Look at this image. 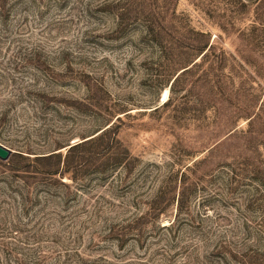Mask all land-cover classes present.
Here are the masks:
<instances>
[{
  "label": "rangeland",
  "instance_id": "obj_1",
  "mask_svg": "<svg viewBox=\"0 0 264 264\" xmlns=\"http://www.w3.org/2000/svg\"><path fill=\"white\" fill-rule=\"evenodd\" d=\"M0 143V264H264V0H0Z\"/></svg>",
  "mask_w": 264,
  "mask_h": 264
},
{
  "label": "trees",
  "instance_id": "obj_2",
  "mask_svg": "<svg viewBox=\"0 0 264 264\" xmlns=\"http://www.w3.org/2000/svg\"><path fill=\"white\" fill-rule=\"evenodd\" d=\"M207 52V51H206ZM205 52V53H206ZM204 53V54H205ZM203 54V55H204ZM202 55V56H203ZM201 56V57H202ZM195 65V62L190 66V67H188L187 69H184L182 72H184V71H186V70H188V69H190L192 66H194ZM178 76H179V74L174 78V80H173V82H172V85L171 86H173V84L175 83V81L177 80V78H178ZM158 107H156L155 108V110L157 109ZM116 120H119V116H117L116 117ZM114 123V122H113ZM112 123V124H113ZM111 124V125H112ZM111 125H109L108 127H106V128H104V129H102L99 133H97L96 135H94L93 137H91V138H88L87 140H84V141H81V142H79V143H76V144H74V145H71L70 147H69V150H71L72 148H75V147H78V146H81V145H83L84 143H87V141L88 142H93V140H95V138H99V136H103L104 134H106L107 133V129L111 126ZM106 131V132H105ZM68 150V151H69ZM55 153H52V154H49V155H47V156H42V157H36V158H44V157H46V158H48V157H50V156H52V155H54ZM45 159V158H44Z\"/></svg>",
  "mask_w": 264,
  "mask_h": 264
},
{
  "label": "water",
  "instance_id": "obj_3",
  "mask_svg": "<svg viewBox=\"0 0 264 264\" xmlns=\"http://www.w3.org/2000/svg\"><path fill=\"white\" fill-rule=\"evenodd\" d=\"M14 151L0 143V160H6Z\"/></svg>",
  "mask_w": 264,
  "mask_h": 264
},
{
  "label": "bare ground",
  "instance_id": "obj_4",
  "mask_svg": "<svg viewBox=\"0 0 264 264\" xmlns=\"http://www.w3.org/2000/svg\"><path fill=\"white\" fill-rule=\"evenodd\" d=\"M168 94H169V90H168V88H166V89L163 91L162 95H161V102H165V101H167Z\"/></svg>",
  "mask_w": 264,
  "mask_h": 264
}]
</instances>
